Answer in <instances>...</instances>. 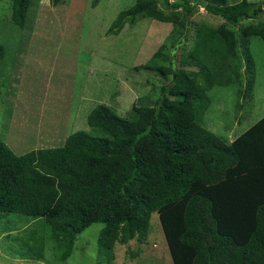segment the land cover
I'll return each mask as SVG.
<instances>
[{
	"label": "trees",
	"instance_id": "16d2710c",
	"mask_svg": "<svg viewBox=\"0 0 264 264\" xmlns=\"http://www.w3.org/2000/svg\"><path fill=\"white\" fill-rule=\"evenodd\" d=\"M11 3L13 23L24 28L32 0ZM201 9L224 22L197 29L188 59L199 70H175L154 104L134 105L128 119L98 105L88 124L105 137L79 131L63 146L24 155L0 139V220L20 214L41 221L66 261L93 224L104 225L99 248L111 254L117 242H144L158 213L173 264H264V117L232 142L202 125L207 93L241 87L242 63L246 96L254 88L250 45L254 37L264 43V22L235 27L256 19L264 0H137L110 30L118 34L139 16L184 30ZM5 55L0 44V63Z\"/></svg>",
	"mask_w": 264,
	"mask_h": 264
},
{
	"label": "rangeland",
	"instance_id": "374dc122",
	"mask_svg": "<svg viewBox=\"0 0 264 264\" xmlns=\"http://www.w3.org/2000/svg\"><path fill=\"white\" fill-rule=\"evenodd\" d=\"M136 1L99 0L94 7V0H65L52 7L50 0H32L26 26L19 28L12 21L11 0H0V44L6 51L0 63V139L16 155L63 146L79 131L105 137L88 124L98 105L128 119L134 105L154 104L162 87L172 85L175 70H199L188 59L197 29L217 27L224 20L201 9L189 21L183 20L184 30L139 16L127 21L118 34L117 28L111 31L120 13ZM252 21L263 23L264 11L254 20H242L235 29ZM181 39L185 44L172 53ZM250 49L256 65L250 94L246 96L243 63L241 87L239 82L216 85L207 93L202 125L228 142L264 117L263 41L252 38ZM103 228L98 223L83 231L71 257L62 261L48 226L10 214L0 220V264H173L158 213L152 215L144 242H117L111 254L99 248Z\"/></svg>",
	"mask_w": 264,
	"mask_h": 264
},
{
	"label": "crops",
	"instance_id": "0c3cea01",
	"mask_svg": "<svg viewBox=\"0 0 264 264\" xmlns=\"http://www.w3.org/2000/svg\"><path fill=\"white\" fill-rule=\"evenodd\" d=\"M236 139V138H235ZM235 139H233L232 141H234Z\"/></svg>",
	"mask_w": 264,
	"mask_h": 264
}]
</instances>
